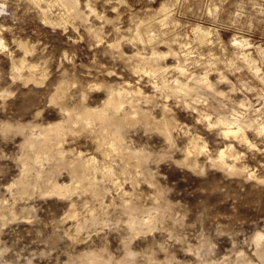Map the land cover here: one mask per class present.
I'll return each instance as SVG.
<instances>
[{"label": "rangeland", "instance_id": "obj_1", "mask_svg": "<svg viewBox=\"0 0 264 264\" xmlns=\"http://www.w3.org/2000/svg\"><path fill=\"white\" fill-rule=\"evenodd\" d=\"M63 1L0 0V264H264V0Z\"/></svg>", "mask_w": 264, "mask_h": 264}, {"label": "bare ground", "instance_id": "obj_2", "mask_svg": "<svg viewBox=\"0 0 264 264\" xmlns=\"http://www.w3.org/2000/svg\"><path fill=\"white\" fill-rule=\"evenodd\" d=\"M254 2V1H253ZM63 3H65V5H66V7H67V9H68V11H69V13L70 14H74V15H79V16H81V17H85L84 15H83V12L80 10V8H79V6H78V0H65V1H63ZM169 6V5H168ZM171 6V5H170ZM171 11V10H170ZM168 16V15H167ZM70 17V16H69ZM171 19H172V17H171ZM142 26V25H141ZM198 29H197V36L200 38V39H205L206 38V36H207V31H205L204 29H202V28H199V27H197ZM210 33V32H209ZM150 34V33H149ZM137 35V34H136ZM145 39V38H144ZM211 40V39H210ZM147 41V40H146ZM247 41V40H246ZM242 42V41H241ZM236 43V42H235ZM245 43V42H244ZM0 44L1 45H3L4 43H3V41H2V39L0 38ZM246 45V44H245ZM171 51V50H170ZM158 53V52H157ZM160 53V52H159ZM166 53V52H165ZM160 55V54H159ZM157 56V55H156ZM162 56H164V55H162ZM155 57V56H154ZM244 57V56H243ZM160 58H162V57H160ZM251 61V60H250ZM143 62V61H142ZM184 62V61H183ZM146 63V62H145ZM148 63V62H147ZM146 63V65L145 66H147V67H149V68H147L146 70L148 71V70H150V69H152V67H151V65L150 64H147ZM157 63V62H156ZM155 64V63H154ZM158 65V64H157ZM154 66V65H153ZM155 68V67H154ZM256 71V70H255ZM150 72V71H149ZM185 72H187V71H185ZM258 73V72H257ZM32 75V74H31ZM30 75V76H31ZM207 77V76H206ZM66 79V78H65ZM36 80V79H35ZM197 80V79H196ZM200 80V79H199ZM204 81V80H203ZM66 82V81H65ZM59 83H61V82H59ZM62 85V84H61ZM69 85V84H68ZM64 86V85H63ZM61 87V86H60ZM126 90V89H125ZM124 90V91H125ZM189 90V87H187L186 85H184V84H181V85H177L175 88H174V91H188ZM127 91V93H128V90H126ZM59 94H58V96L59 97H63V96H65V94H66V89L64 88V87H61L60 89H59V92H58ZM111 93H113V92H111ZM121 93V92H120ZM124 93V92H123ZM130 93V92H129ZM172 93V92H171ZM74 94V93H73ZM117 94V93H116ZM57 95V94H56ZM122 95V94H121ZM117 96V95H116ZM57 96H55V98H56ZM73 97V96H72ZM59 99V98H58ZM108 100L106 101V103H105V105L103 106V107H101V108H95V109H89V107L88 108H86L85 107V109L84 110H81V111H78V112H76V114H74V117H72L73 116V114L71 113H69L70 114V118H69V121L72 119H74V121L76 120L77 121V119L79 120H84V121H86L87 123H89V125H90V123H97L98 121L99 122H101V124L102 123H104V124H108L109 122H110V117H112L111 115V112H114L115 113V111H118L120 108H121V106L123 105L122 104V101H120L119 99H116V97H115V95H111L109 98H107ZM123 100V99H122ZM84 101V100H83ZM125 101V100H124ZM132 101V100H131ZM61 103V102H60ZM85 103V102H84ZM65 108V107H64ZM68 109V108H67ZM69 111V110H68ZM70 112V111H69ZM240 117V116H239ZM248 117V116H247ZM67 118V119H68ZM236 118V117H235ZM68 121V120H67ZM112 121V120H111ZM227 120H222V122L223 123H225ZM82 123H84L83 121H81ZM235 122V121H234ZM237 122V121H236ZM68 123V122H67ZM113 123V122H112ZM65 124V123H64ZM231 124V123H230ZM116 125V124H115ZM114 125V126H115ZM120 126H121V124L120 125H118V123H117V126L116 127H114V128H111L109 131H110V133L112 134V136L111 137H113V145H114V147H121V146H123V140H124V138H123V135H122V133H121V128H120ZM260 126H262V125H260ZM107 127V126H106ZM108 127H111V125H109ZM64 125H63V123L62 122H59V124H57V125H55V126H51V127H49L48 129L47 128H45V129H47L45 132H44V135L42 136L43 138H42V142L43 143H45V141H48V139H51V138H53V137H55V139L57 138V139H59L60 138V135H61V133L62 132H64L63 130H64ZM228 128H229V126H228ZM44 129V128H43ZM44 129V130H45ZM263 129H264V127H263ZM241 130H243V127L241 126V124H238V128H229V129H227L226 130V133H238L239 131H241ZM171 132V131H170ZM66 133V132H65ZM70 133V132H69ZM225 133V132H224ZM43 134V133H42ZM67 134H68V132H67ZM170 134V133H169ZM62 135H64V133L62 134ZM62 135H61V137H62ZM110 137V138H111ZM35 138V137H34ZM41 138V137H40ZM38 139V138H37ZM36 140V139H35ZM54 140V139H53ZM66 140V139H65ZM68 140V139H67ZM33 141V140H32ZM50 141V140H49ZM58 141V140H57ZM37 142H39V139H38V141ZM37 142H36V144L35 145H37ZM42 142H40V143H42ZM52 141H50V143H51ZM54 142V141H53ZM56 142V141H55ZM54 142V143H55ZM32 143V142H31ZM32 143V144H33ZM53 143V144H54ZM112 143H110V144H112ZM41 145V144H40ZM51 145V144H50ZM48 146V144L46 145V147ZM52 146H54V145H52ZM50 147V146H49ZM67 148H69V147H67ZM66 148V149H67ZM76 148V147H75ZM132 148V147H131ZM52 149V148H51ZM123 149V148H122ZM190 150V149H189ZM228 150V149H227ZM46 151V150H45ZM142 151V150H141ZM60 152V151H59ZM132 152V151H131ZM48 153V152H47ZM233 153V152H232ZM24 154V153H23ZM70 154V153H69ZM72 154V153H71ZM226 154V152L224 151V150H222L221 151V154H220V157H221V161H222V163H225L226 162V159H225V155ZM47 155V154H46ZM58 155V154H57ZM76 155V154H75ZM144 155V154H143ZM147 155V154H146ZM36 157V156H35ZM41 155H38L37 157H36V159L37 160H40L41 159ZM55 157V156H54ZM66 157V156H65ZM75 157V156H74ZM145 157V156H144ZM53 158V157H52ZM60 158H63V155H62V157H60ZM76 158V157H75ZM77 158H79V157H77ZM80 158H81V155H80ZM43 159V158H42ZM56 160V159H55ZM76 160V159H75ZM89 160L90 159H88V158H82V159H79L78 161H76L75 163H73V165L71 166V167H73V172L74 173H82V175H84V174H87L88 173V171H89V164L90 163H88L89 162ZM105 160V159H104ZM34 161V160H33ZM32 161V162H33ZM91 161V160H90ZM103 161V160H102ZM26 162V161H25ZM30 162V161H29ZM108 162V161H107ZM31 163V162H30ZM43 164V163H42ZM46 164V163H45ZM52 165V164H51ZM106 165V164H105ZM26 167V166H25ZM33 167V166H32ZM47 167V166H46ZM80 167H81V169H80ZM86 167H88L89 169L87 170V169H85ZM45 168V167H44ZM83 168V169H82ZM94 168V167H93ZM104 168H105V166H104ZM112 168V167H111ZM111 168H109V169H111ZM121 168H123V167H121ZM100 169V168H99ZM109 169H108V171H109ZM41 170V169H40ZM85 170H87V173H85ZM94 170V169H93ZM31 171V170H30ZM43 171V170H42ZM112 171V170H111ZM116 171V170H115ZM36 172V171H35ZM38 172V171H37ZM101 172V171H100ZM31 173V172H30ZM53 173V172H52ZM59 174V173H58ZM110 174V173H109ZM54 175V174H53ZM114 175V174H113ZM81 177V176H80ZM86 176H84V178H85ZM56 178V177H55ZM78 178V177H77ZM18 179V178H17ZM22 179V178H21ZM81 179H83V177L81 178ZM103 179V178H102ZM56 180V179H55ZM76 180V179H75ZM88 180V179H87ZM99 180V179H98ZM18 181V180H17ZM92 181V180H91ZM20 182V181H19ZM88 182V181H87ZM17 183V182H16ZM31 183V182H30ZM77 183V182H76ZM60 184V183H59ZM79 184V183H78ZM70 185V184H69ZM100 185V184H99ZM103 185V184H102ZM22 187H24V186H22ZM52 187V186H51ZM78 187V186H77ZM50 188V187H49ZM51 189H54V191L53 192H59V194L60 193H62V194H66V193H68L69 191H70V187H68V185H67V187H65V186H60V185H58V183L56 182V184H55V182H54V185H53V188H51ZM97 189H99V188H97ZM101 189V188H100ZM96 190V189H95ZM105 190V189H104ZM19 191V190H18ZM22 191V190H21ZM33 191V190H32ZM52 191V190H51ZM106 191V190H105ZM96 192V191H95ZM70 193V192H69ZM106 193V192H105ZM94 194V193H93ZM99 194V193H98ZM101 194V193H100ZM96 195V194H95ZM99 196V195H98ZM97 196V197H98ZM105 197V196H104ZM89 199V198H88ZM105 201V200H104ZM89 202H90V199H89ZM102 203V201H100V204ZM105 203V202H104ZM86 204H87V202H86ZM77 205V204H76ZM96 205V204H95ZM91 206V205H90ZM101 207V206H100ZM134 207V206H133ZM75 208V207H74ZM88 208V207H87ZM99 208V207H98ZM15 209V208H14ZM95 210V209H94ZM122 210H123V208H122ZM74 212V211H73ZM72 212V213H73ZM82 212V211H81ZM2 213V212H1ZM128 213V212H127ZM142 213V212H141ZM75 214V213H74ZM73 214V215H74ZM100 214V213H99ZM136 215H137V213H136ZM95 216V215H94ZM100 216V215H99ZM160 216V215H159ZM70 217V216H69ZM90 217H92V216H90ZM97 218V217H96ZM96 218H95V220H96ZM127 218H129V217H127ZM151 218V217H150ZM98 219V218H97ZM157 220V219H156ZM155 220V221H156ZM89 221V220H88ZM140 220H138L137 219V217L136 216H133L132 218H131V223H130V226L132 227V226H134V227H138V226H140V222H139ZM158 221H159V219H158ZM152 222V221H151ZM157 222V221H156ZM98 223V222H97ZM153 223V222H152ZM129 226V227H130ZM82 227V226H81ZM142 227H143V225H142ZM150 227V226H149ZM144 228V227H143ZM132 229V228H131ZM141 229V228H140ZM138 232V231H137ZM262 236L263 235H258V237H257V240L259 241L261 238H262ZM129 242V241H128ZM128 244V243H127ZM264 245V244H263ZM130 246V245H129ZM131 247V246H130ZM264 247V246H263ZM258 248V247H257ZM130 250V249H129ZM102 252V251H101ZM92 254H94V253H92ZM132 256V255H131ZM102 258V257H101ZM128 261V260H127ZM95 262V261H94Z\"/></svg>", "mask_w": 264, "mask_h": 264}]
</instances>
